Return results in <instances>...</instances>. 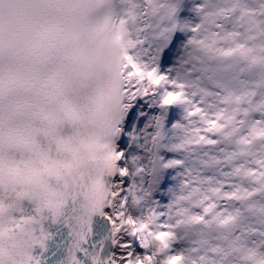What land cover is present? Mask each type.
<instances>
[{
    "label": "snow or ice",
    "instance_id": "6c2138e0",
    "mask_svg": "<svg viewBox=\"0 0 264 264\" xmlns=\"http://www.w3.org/2000/svg\"><path fill=\"white\" fill-rule=\"evenodd\" d=\"M6 2L12 0H0V143L28 144L31 132L19 124L43 109L32 92L31 66L25 63L36 49L23 43L24 32L29 13L46 12L60 0H25L32 7L7 21ZM91 2L99 6L96 0ZM123 3L120 27L107 45L112 78L103 97L95 101L99 105L96 125L108 137L100 161L102 176L94 181L93 194L78 215L53 217L50 227L41 230L40 254L33 264H45L42 256L53 240L52 228L60 227L66 230L68 243L57 246L64 252L59 264H264V156L256 160L257 167L244 169L235 163L236 151L216 152L214 137L230 134L221 121L231 122L232 116L213 111L217 105L208 102L214 97L218 103L231 99L240 104L256 94L248 90L220 97L193 78L197 71H215L196 55L210 47V37L203 36L209 17L202 14L211 0H199L192 9L185 7L184 0ZM191 11L200 16L199 24L187 15L182 17ZM106 29L107 18L94 31ZM222 55L232 56L233 50H224ZM82 64L81 53L73 50L68 67L52 77L53 92L47 98L74 128L83 119L75 102L87 86ZM256 107L260 119L243 121L247 131L239 137L240 145L250 146V137L264 145V99ZM244 114L251 112L245 109ZM46 118V134H52L57 121ZM197 120L202 127H188ZM170 131L178 134L170 138ZM56 142L59 147L72 148L75 143L91 150L97 138L77 134ZM208 169L215 172L205 175ZM243 179L248 180L247 187ZM157 193L161 200L154 198ZM164 197L166 202H162ZM239 203L259 218L258 226L245 222L244 211L236 206ZM94 224L103 235L90 244ZM189 234L197 239L181 246Z\"/></svg>",
    "mask_w": 264,
    "mask_h": 264
},
{
    "label": "clouds",
    "instance_id": "9594fccd",
    "mask_svg": "<svg viewBox=\"0 0 264 264\" xmlns=\"http://www.w3.org/2000/svg\"><path fill=\"white\" fill-rule=\"evenodd\" d=\"M30 7L32 6L25 0L6 2L3 5L4 18L6 21L10 18H18ZM104 21V10L91 0H60L46 12L29 13V27L24 32L23 43L35 47L36 51L26 57L25 63L31 66L35 84L32 92L43 111L20 123L19 127L31 132L34 162L36 160L41 162L42 158L47 156L41 146L59 136L67 123L63 113L57 111L56 104L49 103L47 98L53 92L52 77L57 71L62 72L68 67V58L73 50L81 53L82 70L88 74L87 86L75 97V102L82 109L83 117L77 128L80 129L82 136H87L96 125L99 105L95 101L103 97L112 78L107 66V45L114 32L108 29L94 31L100 28ZM42 33H47V38L42 37ZM49 116L57 121L52 134H46L49 128V119L46 117ZM37 132L40 134V139L36 138ZM72 148H76L75 143ZM56 162L47 158L43 163L55 165Z\"/></svg>",
    "mask_w": 264,
    "mask_h": 264
},
{
    "label": "bare ground",
    "instance_id": "6f19581e",
    "mask_svg": "<svg viewBox=\"0 0 264 264\" xmlns=\"http://www.w3.org/2000/svg\"><path fill=\"white\" fill-rule=\"evenodd\" d=\"M243 1L244 0H236L235 2L240 3V5L234 3L232 5V6H234L233 11L231 10V8L229 9V7H227V10L224 14L225 22H227L226 18L228 17L229 14H234V10L236 7H239L238 10H242V14H243L244 11L241 7V2L243 3ZM254 1L257 2V4H259V5L262 4V6H263V7L261 6L262 9L260 7L259 16H260V19L262 20V22L264 24V0H254ZM198 4H199V0H184V5L188 9H192L194 6H197ZM228 6H229V4H228ZM125 7H126V5L123 3V0H117V8H116L117 13L116 14H117V20H118V29L120 27L119 19H120V17L123 16ZM195 14H196V11H191L190 14L185 12V13H182L181 15H182V17L187 15V18L190 19L192 21V23L195 24V22H194V21H196ZM200 22L198 21V24ZM244 22H245L244 18L241 19V22H240L241 26H244ZM129 26L131 27V24ZM203 36L205 39H208L210 37V39L208 41L210 44V47L200 49L196 53V55L200 59H202L206 64H208L211 68H213V66L215 65V62L217 61V58L220 55H222V52L224 50H229V49H226L224 46L226 36H224L222 38V40L221 39L217 40L215 36L210 34V32L208 30V24L206 22L204 23ZM219 36H221V35H219ZM263 37H264V35H262L260 33V31L257 29V27H255L253 29V32L249 33V37H248L247 43H245V45H243L241 47H237L236 45H234L235 47L233 48L234 49L233 52H234L235 56L238 59H240V61H241L240 64L242 65V72L238 77L239 79L237 78V81H236V84H238L239 89H237L235 86H233L235 88L232 90L235 93H239V95H242L243 93H245L248 90H252L256 94L255 97H257L261 92L260 91V84H261L260 72L262 71V69L264 70V64L260 60L261 59V57H260L261 56V48H260L259 42L263 39ZM234 44H236V43H234ZM229 71L233 72L234 68L230 67ZM193 78L194 79L199 78L201 88H207L210 91H212L213 93H218L220 97L226 96V94L224 92V88H220L219 86H216V85H218V83L215 81L213 72L201 73V72L197 71L194 73ZM255 97H254V99L250 98L249 100H242L243 105L246 104L247 109L251 112V114L247 115V117H246V120H248V121H252L254 119L256 120L258 116H259L258 118H260L257 107H256V105H254V100L256 99ZM197 98L199 99V97H197ZM208 102H209V104H215L218 106L217 98L209 97ZM226 104H228V103H226ZM226 104L224 103V105H226ZM215 110H218V107L216 109H213V111H215ZM222 110L225 112V114H227L229 111V108L226 105V106L222 107ZM221 124L226 126L225 120L221 121ZM231 125L233 126V130H234V132H236V135L238 134L236 136L237 137L236 143L238 145L235 144L236 148H239V149H237V153L241 155V157L239 156L240 158H243V160H239V161L236 160L235 163L238 165L241 164V165H250V166L252 164H255V161L253 160L254 159L253 155L259 149L262 151V155L264 156V145L261 144L259 138H252V142H251L250 146L249 145L248 146L240 145L239 141H238L239 140V134L241 133V129H243V130H244V128L247 129V125L244 122L240 123V125H241L240 127L235 122H233ZM188 127L195 128L196 125L195 124L192 125V123H191L190 125H188ZM177 134L178 133H176L174 131H170L167 133V135L170 138L174 137ZM113 135H114V133H113ZM217 136H218L217 137L218 145H217V149L215 151L218 152L219 150L224 149V150H227L228 152H233L229 148V142L225 141L223 138H221V136H222L221 134H217ZM242 148L247 149V152L246 153L242 152L241 151ZM245 156L249 157L251 159L250 163L248 160L249 158L244 159ZM241 167L245 169V167H243V166H241ZM208 170H212L215 172V169H208ZM214 172H212V173H214ZM239 182H241V181H238V183ZM242 182L245 184L246 187L248 186V180L247 179H243ZM154 198L157 200L162 199V197L159 193H157ZM162 202H166V197L163 198ZM239 206H240L241 210L244 211V213L246 215H249L248 212L246 211V205L244 203H239ZM190 237H191V234H189V236L187 238L189 239Z\"/></svg>",
    "mask_w": 264,
    "mask_h": 264
},
{
    "label": "rangeland",
    "instance_id": "374dc122",
    "mask_svg": "<svg viewBox=\"0 0 264 264\" xmlns=\"http://www.w3.org/2000/svg\"><path fill=\"white\" fill-rule=\"evenodd\" d=\"M235 1L236 0H211V4L207 5L208 11L202 14V15H206L209 17V19L206 21V23L208 24V30H209L210 34L215 36L217 40L218 39L222 40V38L224 36H226L225 37V43L223 42L225 44L224 46L226 49H231L233 51H234L233 48L235 47L234 45H236L237 47H241V46L245 45V43H247L249 33L253 32V29L255 27H257V29L260 31V33L262 35H264V24H263V22L259 16V10H260V7L262 6V4L259 5L254 0H252V1L251 0H244L243 3L241 2V7L244 11L243 14H242V10H238L239 7H236L234 10V14H229L228 17L226 18L227 22H225L224 14L227 10V7H229V9L231 8V10L233 11L234 6H232V5L234 3L240 5V3H237ZM228 4H229V6H228ZM262 7H261V9H262ZM195 18H196V21H194V22H195V24H198V21L200 22V16H198L197 12L195 14ZM243 18H244L245 22H244V26H241L240 22H241V19H243ZM219 35H221V36H219ZM234 43H236V44H234ZM259 45L261 48V56H260L261 59L260 60L264 64V37L259 42ZM240 63H241L240 59H238L233 52V55L229 56V57H225L223 55H220L217 58V61L215 62V65L212 68L215 70V71H213L215 81L218 84H224L227 86L224 88V92L226 94L225 97H230L232 92H233L232 89H234L235 87L237 89H239L238 84H236V81L242 72V65ZM230 67L234 68L233 72L229 71ZM260 80H261V84H260V91L261 92L257 97H255L256 99L254 100V105H257L256 104L257 102H260L262 99H264V70L263 69L260 72ZM233 86H235V87H233ZM236 94L239 95V93H236ZM226 105L229 108V111L226 115L232 116L231 122L225 120V125H226L225 127H227L230 130V134L228 137H225L223 134H221L222 135L221 138H223L225 141L229 142V148L231 151L237 152V149H239V148H236L235 144L238 145L236 143V140H237L236 136L238 134L236 135V132H234L233 126L231 124L233 122H235L239 127L241 126L240 123L241 122L243 123V121L246 120V117H247L244 114L245 109H247V106H246V104L243 105L242 101L240 104H236L231 99H229V102ZM226 105H224V103H218V106H217L218 110L221 109V111H223L222 107H224ZM258 117L256 119L257 121L260 119ZM193 124L196 125L195 128L202 127L201 122L198 120L192 122V125ZM246 131H247V129H245V128H244V130L241 129V133L239 134V137L244 135V133ZM217 137L218 136L216 135L214 138L217 139ZM250 140L252 142V137H250ZM246 146H248V145H246ZM200 151L207 152L208 150L202 149ZM239 156L241 157V155L239 154L238 158L236 160H238V161L243 160V158H240ZM261 156H263L262 151L258 149L257 152L253 155V157H254L253 160L255 161V164H252L251 166L250 165H241V164H239V165L245 167V169L257 167L256 160ZM246 158H249V157L245 156L244 159H246ZM248 160L250 163L251 159L249 158ZM212 172H214V171L205 170L204 174L205 175H212L213 174ZM261 202L264 203V201H261ZM236 206L240 207L239 204H237ZM244 215L246 217L245 222L258 226L259 218L253 217L251 215H246L245 213H244ZM196 239H197V237L195 235H191V237L189 239L186 238L184 240V243L181 246L187 247V246H189L188 241L196 240Z\"/></svg>",
    "mask_w": 264,
    "mask_h": 264
}]
</instances>
